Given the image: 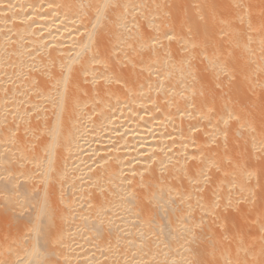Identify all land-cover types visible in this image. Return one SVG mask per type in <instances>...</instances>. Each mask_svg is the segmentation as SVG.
Returning a JSON list of instances; mask_svg holds the SVG:
<instances>
[{"label":"bare ground","instance_id":"bare-ground-1","mask_svg":"<svg viewBox=\"0 0 264 264\" xmlns=\"http://www.w3.org/2000/svg\"><path fill=\"white\" fill-rule=\"evenodd\" d=\"M0 205L10 264H264V0H0Z\"/></svg>","mask_w":264,"mask_h":264},{"label":"rangeland","instance_id":"rangeland-1","mask_svg":"<svg viewBox=\"0 0 264 264\" xmlns=\"http://www.w3.org/2000/svg\"><path fill=\"white\" fill-rule=\"evenodd\" d=\"M0 208H2L1 205H0ZM2 212H4V210H2ZM12 215H13V213H12ZM0 216H1L0 217V258H1V255H3L2 258L0 259V264H2V263L4 264L5 261H6L5 264H10V263L7 262V259L11 255V252L12 251L14 252V250H15L13 245H15V242H16L15 238H16V234L17 233L15 231H17V228H16V226L12 225V223L14 221L11 218L10 214L6 215L5 212H4V215L1 213ZM8 221H10V223H8ZM8 229H9L10 232L8 231ZM6 244H8V245H6ZM15 246H17V245H15ZM10 247H11V249H10ZM6 250L7 251L10 250V251L5 252ZM5 254H7V256ZM5 256H6V258H5ZM4 258H5V260H4ZM2 260H4V261H2Z\"/></svg>","mask_w":264,"mask_h":264}]
</instances>
